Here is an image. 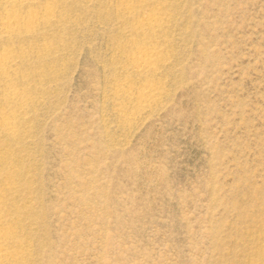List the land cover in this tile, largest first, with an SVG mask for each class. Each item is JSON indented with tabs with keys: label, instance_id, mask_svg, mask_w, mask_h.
<instances>
[{
	"label": "rangeland",
	"instance_id": "374dc122",
	"mask_svg": "<svg viewBox=\"0 0 264 264\" xmlns=\"http://www.w3.org/2000/svg\"><path fill=\"white\" fill-rule=\"evenodd\" d=\"M6 1L4 264H264V0Z\"/></svg>",
	"mask_w": 264,
	"mask_h": 264
},
{
	"label": "bare ground",
	"instance_id": "6f19581e",
	"mask_svg": "<svg viewBox=\"0 0 264 264\" xmlns=\"http://www.w3.org/2000/svg\"><path fill=\"white\" fill-rule=\"evenodd\" d=\"M34 0H7L6 1V4H8L9 6H10V8L12 9L14 6H16V4H24V3H30V2H33ZM36 1V0H35ZM34 1V2H35ZM7 5V6H8ZM27 6H28V4H27ZM128 7V6H127ZM47 8V7H46ZM51 8V7H50ZM48 9V8H47ZM125 9H126V7H125ZM129 10V9H128ZM14 11V10H13ZM48 11H49V9H48ZM10 12H9V10H8V14H9ZM49 14H50V12H48ZM48 13L46 14V15H48ZM11 14H13V13H11ZM11 14H10V17H11ZM14 15V14H13ZM15 15H17V13L15 14ZM30 15V14H29ZM43 16V15H42ZM9 17V16H8ZM7 16H6V18H8ZM9 17V18H10ZM29 17H32V18H28V19H30L31 20V23L32 22H36L35 21V19H34V15L32 16H29ZM150 18L152 17V16H149ZM43 17H41V19H42ZM43 19H45V17L43 18ZM147 19V18H146ZM152 19H156V18H153L152 17ZM151 19V20H152ZM5 20V19H4ZM16 20H17V18H16ZM16 20H14V19H7V21H5V22H3L2 24H0L1 25V29H3V31L6 33V35H10V34H14L15 32H18V29H19V27H20V22H17ZM30 20H28V21H30ZM150 19L148 18V20L147 21H149ZM39 21V20H38ZM26 23V22H25ZM25 23H24V25H25ZM30 23V22H29ZM29 23H28V25L27 26H29ZM37 23V22H36ZM144 23V22H143ZM149 24H147V25H149L150 26V28L151 27H153L154 26V22H148ZM141 24H142V22H141ZM145 24H146V21H145V23H144V26H143V28L145 27ZM159 24V23H158ZM32 25H33V23H32ZM35 25V24H34ZM143 25V24H142ZM142 25H141V27H142ZM155 25H157V23L155 24ZM23 26V23L21 24V27ZM26 26V27H27ZM148 26V27H149ZM159 26V25H158ZM157 26V27H158ZM24 27V26H23ZM30 27V26H29ZM33 27V26H32ZM141 27H140V29H141ZM147 27V26H146ZM147 27V28H148ZM24 30H25V28H23ZM22 29V30H23ZM30 29H32L31 27H30ZM29 28H26V32L28 33L29 32V30H30ZM144 30V29H143ZM147 30V29H146ZM145 30V33H147V31ZM148 30L150 31L151 29H149L148 28ZM1 31V30H0ZM152 31V30H151ZM142 32V31H141ZM144 33V34H145ZM8 35V36H9ZM15 35V34H14ZM142 51V50H141ZM145 51V50H144ZM143 51V52H144ZM148 52V51H147ZM142 53V52H141ZM146 53V52H145ZM144 53V54H145ZM140 56H141V54H140ZM148 56H149V53H148ZM147 56V57H148ZM151 56V55H150ZM137 57H139V56H137ZM143 57V56H142ZM147 57H145V60L146 59H148ZM8 58V57H7ZM134 58V57H133ZM151 58V57H150ZM6 58H2V57H0V70H5V69H3V67L7 64V60H5ZM143 58H137V66H136V69L138 70V68H139V71H140V68H147V67H149V61L148 62H146ZM149 60V59H148ZM152 60V59H151ZM152 61H154V60H152ZM151 61V62H152ZM135 62V63H136ZM9 64V63H8ZM7 64V65H8ZM134 65V64H133ZM154 65V64H153ZM152 66V65H151ZM135 67V66H134ZM153 68V67H152ZM10 70V69H9ZM8 70V71H9ZM135 70V69H134ZM148 70V72H150L149 71V69H147ZM146 71V70H145ZM145 71H143V72H145ZM1 73H2V71H0ZM152 72V71H151ZM4 73H6V72H3V74ZM8 74V73H7ZM2 76V75H1ZM4 76V75H3ZM11 78V77H10ZM4 79V78H3ZM9 82V81H8ZM5 83V82H4ZM11 83V86H12V82H10ZM10 83H7L6 82V84H4L6 87H8L9 85H10ZM5 87V88H6ZM8 89V88H7ZM6 90V89H5ZM4 90V91H5ZM9 90V89H8ZM10 91H12V90H10ZM8 92V91H7ZM12 92H14V91H12ZM12 92H10V93H12ZM9 93V92H8ZM151 93V92H150ZM130 94V93H129ZM7 95V94H6ZM11 95V94H10ZM14 95V94H13ZM9 96V95H8ZM15 96V95H14ZM13 96V97H14ZM7 99V98H6ZM12 98H10V100H11ZM9 100V99H8ZM5 103H8V101H5ZM9 125H10V123H9ZM8 125V126H9ZM11 127V126H10ZM9 129V128H8ZM6 241V239H5V237H4V235H2V236H0V264H4V262L7 260V258L10 256L11 257V255H12V253L10 252H7L6 250H7V248H6V244L4 243Z\"/></svg>",
	"mask_w": 264,
	"mask_h": 264
}]
</instances>
